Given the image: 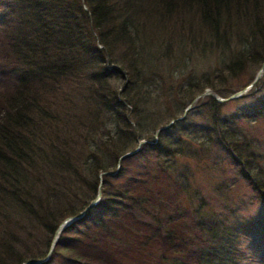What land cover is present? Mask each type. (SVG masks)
<instances>
[{
	"label": "trees",
	"instance_id": "1",
	"mask_svg": "<svg viewBox=\"0 0 264 264\" xmlns=\"http://www.w3.org/2000/svg\"><path fill=\"white\" fill-rule=\"evenodd\" d=\"M175 41L181 44L176 71L194 54L214 56L217 66L211 81L190 82L186 98L162 113L154 111L152 98L171 84L169 75L155 73L171 59ZM263 60L264 0H0V264L43 257L58 223L94 197L98 174L113 171L118 157L140 140L169 169L178 154H195V143L211 148L210 167L228 166L230 182L243 177L264 193L259 142L246 138L247 127L264 115V94L252 95L260 84L244 96L251 104L223 115L222 102L209 99L207 125L192 120L193 109L154 137L206 87L229 95L237 89H219L226 77ZM115 76L124 77L119 92L110 83ZM171 171L184 189L179 177H190L188 168ZM104 192L100 207L144 211L145 196ZM200 208L195 225L204 240L196 264H264V221L233 209L226 220ZM37 235L44 236V247L33 253L28 244L38 245ZM133 252L130 247L123 257Z\"/></svg>",
	"mask_w": 264,
	"mask_h": 264
},
{
	"label": "rangeland",
	"instance_id": "2",
	"mask_svg": "<svg viewBox=\"0 0 264 264\" xmlns=\"http://www.w3.org/2000/svg\"><path fill=\"white\" fill-rule=\"evenodd\" d=\"M175 33L176 36L180 35L176 29ZM181 40L186 43L183 39ZM180 46L181 44H177V41L173 43L171 59H168L169 62L167 59L161 61V66L155 73L160 77L163 74L169 75L167 84L170 83L171 87L167 90L160 88L159 93L153 96L151 104L157 106L154 111L164 113L167 109H171L169 108L171 102L183 101L187 96L185 89L190 82L201 83L205 78L209 81L212 80V73L217 66L214 56L207 58L205 55L197 57L194 54L190 61L185 57L188 62L187 67L179 69L182 73L175 70V65L178 67L181 59V57L178 58L176 52ZM182 48L186 51L189 46L183 45ZM170 68L174 70L170 72ZM257 68L252 64L246 65L242 71L227 76L226 84L220 85L219 89L240 90L244 88L255 75ZM176 73L177 76H175ZM123 80V76H115L111 78L110 83L119 92V89L123 87ZM176 80L180 81L181 87L178 86L179 83ZM253 84H260L261 88L252 95L264 94L262 93L264 92V67ZM206 88L214 91L210 87ZM216 94L222 98L230 95ZM246 94L247 90L242 95L221 101V114L226 115L236 109H241L244 103L251 104L252 98L244 97ZM194 97L185 104L184 108ZM209 99L215 100L214 97L204 94L194 100L191 107L185 111L195 109L196 113L192 120L199 125H207L206 121L210 113ZM255 108L257 109V107ZM198 111L200 114L197 113ZM247 128L246 138L259 142L260 149L258 151L261 158L258 161V166L264 173V115ZM181 136L183 139H187L186 134H181ZM196 141L198 142V140ZM139 146H142L140 153L120 160V173L117 172L113 176H101L109 183L107 187H103L101 182L98 202L90 207L80 220L70 223L58 234L48 258L39 264H171L168 261L176 262V264L181 262L196 264V250L204 240L202 232L195 225L196 210H201L200 206L208 212L221 214L226 220L231 217L230 209H233L238 215L244 214V218L250 217L253 218V221H264V193L254 190L243 177L236 179L234 184L233 181L230 182L232 170L228 166L226 171H218V169L210 167L211 148L205 150L200 147L197 149L195 143V154H192L193 152L183 156L178 154L174 160H170L175 164L172 166L173 168L176 166L184 169L186 166L189 170L187 172L190 177H182L177 171L180 175L179 179L184 178L180 182L185 185L183 189L182 185L174 184L172 181L171 169L173 168L169 169L165 165L162 167L155 151L146 143H141ZM167 146L169 147V145ZM234 169L236 170L235 167ZM117 189L126 191L128 197L145 196L144 211L134 208L135 206L130 209L128 207L119 208L120 211L114 206H110V209L100 207L99 202L103 197H106L102 192L105 194L104 190H106L117 193ZM200 198L204 204H201ZM71 202L73 204L78 200L75 199ZM260 224L264 225V223ZM37 236H39L38 245L34 246L31 241L28 244L32 246L33 253L44 247L41 243L45 240L44 236ZM259 236H261L260 239H264V229L260 230ZM129 238L130 240H126ZM123 247L125 248L123 251L119 250ZM130 247L134 249L132 256L123 257V252H128ZM160 256L169 259L165 262L160 260Z\"/></svg>",
	"mask_w": 264,
	"mask_h": 264
},
{
	"label": "water",
	"instance_id": "3",
	"mask_svg": "<svg viewBox=\"0 0 264 264\" xmlns=\"http://www.w3.org/2000/svg\"><path fill=\"white\" fill-rule=\"evenodd\" d=\"M263 67H264V60L260 63L255 75L253 76L252 80L242 89L238 90V91H235L233 92L232 94H230L228 97L226 98H222L220 96H218L214 91H210L208 89H204L201 93L195 95V97L193 98V100L191 102H189V104L183 109V112L181 114V116L177 117V118H174V119H171L169 120L167 123H165L164 125L158 127L157 129H155L154 131V137L156 136V134L161 130V129H164V128H167L174 120H177V119H180L185 111L191 107V104H193V101L196 100L198 97L204 95V94H207V95H210L212 97L215 98V100L217 101H223L227 98H234V97H237L239 96L242 92L246 91L248 88L251 87V85L255 82V80L260 76V74L262 73V70H263ZM141 143H149L148 141H145V140H140L138 143H137V146L131 150V151H128V152H125L123 153L122 155H120L117 159V162H116V165H115V169L113 171H103V172H100L98 174V184H97V188H96V194L94 196V198L81 210L79 211L78 213L74 214V215H70V216H67V217H64L59 223L58 225L56 226L55 230L53 231V234H52V237H51V240H50V243H49V246H48V249L46 251V254L42 257V258H38V259H31V260H26V261H23L21 262V264H39L43 261H45L50 252H51V249L52 247L54 246L56 240H57V236L58 234L65 228L67 227L70 223L74 222V221H77V220H80L83 215L86 213V211L92 207L95 203H97L99 197H100V185H101V176L102 175H114L118 169V166H119V161L127 156H130L132 154H134L137 150V147L141 144Z\"/></svg>",
	"mask_w": 264,
	"mask_h": 264
}]
</instances>
